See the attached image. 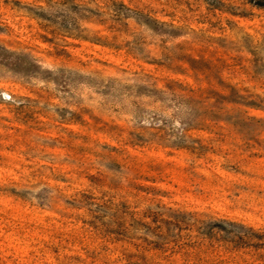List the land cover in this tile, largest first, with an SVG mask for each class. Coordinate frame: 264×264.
Returning a JSON list of instances; mask_svg holds the SVG:
<instances>
[{
  "label": "rangeland",
  "instance_id": "1",
  "mask_svg": "<svg viewBox=\"0 0 264 264\" xmlns=\"http://www.w3.org/2000/svg\"><path fill=\"white\" fill-rule=\"evenodd\" d=\"M0 264H264V0H0Z\"/></svg>",
  "mask_w": 264,
  "mask_h": 264
}]
</instances>
